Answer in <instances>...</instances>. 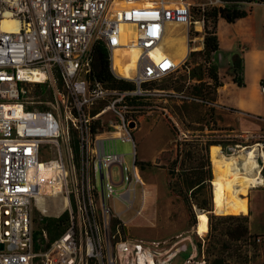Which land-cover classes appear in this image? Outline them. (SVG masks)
<instances>
[{
  "label": "built area",
  "instance_id": "1",
  "mask_svg": "<svg viewBox=\"0 0 264 264\" xmlns=\"http://www.w3.org/2000/svg\"><path fill=\"white\" fill-rule=\"evenodd\" d=\"M208 5L199 0H0V264L171 263L180 248L157 249L152 244H162L124 236L111 202L135 200L140 178L132 131L146 107L145 95L218 105L187 89L200 81L189 75L195 64H203V78L211 81L205 70L211 60L204 55L199 62L189 60L192 52L202 54ZM172 26L183 27L186 52L164 70L152 53ZM97 45L107 52L111 74L132 87L111 86L96 75ZM130 46L140 51L126 76L115 70L114 60ZM179 71L187 76L180 90L144 87ZM260 89L264 93V83ZM205 130L216 131L209 125ZM117 139L132 143L131 165L118 152ZM260 159L264 185L263 151ZM57 193L64 197L66 227L48 245L41 229L35 249L34 200ZM250 235L249 248L252 242L264 246V232ZM201 242V259L191 253L182 264H210L204 237Z\"/></svg>",
  "mask_w": 264,
  "mask_h": 264
},
{
  "label": "rangeland",
  "instance_id": "2",
  "mask_svg": "<svg viewBox=\"0 0 264 264\" xmlns=\"http://www.w3.org/2000/svg\"><path fill=\"white\" fill-rule=\"evenodd\" d=\"M199 1L208 2L209 5L207 7L220 4L219 2L211 4L210 0ZM249 5V3H242L239 6L249 8ZM253 7L254 14L258 22L261 23L264 18V5L257 4ZM182 30V26H177L176 31L173 33L174 36H179ZM177 44L179 45L176 42L174 44L176 48L173 44L167 45L166 48L169 51L176 50ZM195 44L197 45L198 42ZM202 55L199 52H192L189 60L192 63L199 62ZM240 73H242V70L238 71V74ZM184 83L185 75L182 71H179L173 74L170 73L159 80L150 81L144 84V87L148 89L180 90ZM222 83L221 80V85H223ZM223 94H225L223 89H216L215 96L216 100L219 99V106L213 107L205 106L202 103H180L171 96L163 94H147L144 96L146 107L139 118L137 127L132 131L136 141V159L145 162L143 165L139 164V162L136 163L140 182L136 187L135 200L131 205L114 199L111 202V206L118 213L116 220H119L120 229L124 236L162 244H152L157 249L169 245L179 247L177 255L170 264H182L191 253H194L195 259H201L202 237L205 238L204 258H207L210 262L213 254L207 252V247L213 240V234H215L214 231L208 230V225L205 232L197 231L196 224L193 222L183 198L168 186L169 175L166 167L174 157L175 141L189 137L191 134L203 133L204 135L206 134V138L216 139L220 142L216 145L219 146L221 155L226 157L233 156L237 161H241L245 156L243 152L239 155L238 145L247 147L253 145L257 147L255 160L258 169L256 168V170H259L262 166L260 156L261 151L264 153V115L261 116L254 112L236 109L230 103L223 104V102L227 101L224 99ZM205 125L213 127L216 131L207 133ZM201 128L204 131H201ZM116 148L119 153L124 155L125 162L131 165L133 160V155L131 154L132 143L117 139ZM241 171L245 170L242 168ZM261 173L264 175V167ZM253 176L256 177L251 182L254 185L247 187V192L244 195L238 193L239 196L246 198L248 211L245 214H238L246 215L249 219V215L258 212L256 215L254 214L252 221L256 225L260 222L258 227L263 232L264 185L259 183L261 174L256 171ZM117 187L121 191L125 186L121 184ZM260 193L263 196L259 197ZM63 200L64 197L61 193L37 196L32 207L33 228L37 230L41 228L39 221L43 216L55 218L62 214L63 211L60 210V204ZM212 203V213L217 215L230 214L217 212L213 201ZM43 209L45 210L43 211ZM195 212L197 214V222L203 216L207 218L206 212L198 209ZM57 234L56 231H47L46 239L49 241ZM249 261L251 264H264L263 245L256 247L255 251L251 253Z\"/></svg>",
  "mask_w": 264,
  "mask_h": 264
},
{
  "label": "trees",
  "instance_id": "3",
  "mask_svg": "<svg viewBox=\"0 0 264 264\" xmlns=\"http://www.w3.org/2000/svg\"><path fill=\"white\" fill-rule=\"evenodd\" d=\"M223 6H210L205 10V24L203 36L204 60L208 61L209 56L219 49L217 35V19L223 17L228 22H233L237 18L247 15V10L239 6L242 3L264 2V0H222ZM94 71L96 75L110 83L111 86L132 87L130 81L115 78L109 71L108 55L103 47H94ZM203 64H196L191 68L190 76H195L200 81L187 86L188 91L201 95L204 99L216 100L215 92L221 82L215 65L210 64L205 67L206 73L211 81L203 78ZM234 73L233 79L238 85H243L242 79H238V71L242 70V59L238 53L232 55V65L230 68ZM185 75V74H184ZM185 75V79H186ZM186 81V80H185ZM264 79L260 80V84ZM184 86V85H183ZM183 86L181 88H183ZM213 128V127H212ZM204 131L203 128L200 129ZM220 143L216 139H209L202 134H191L175 141V154L169 161L166 169L169 175V188L178 193L187 206V209L197 223L196 209L207 213L208 230L214 231L213 240L208 244L207 252L213 254L210 264H244L250 260L251 253L255 251L257 245L252 242L249 248V237L251 236L248 228V217L243 214L217 215L212 213V163L209 154V147L212 144ZM75 147V144H74ZM76 148V147H75ZM143 165L145 162L135 159V163ZM68 220L66 211L55 218L41 217L39 230L33 232L35 249L38 248L37 242L41 237V229L61 233ZM57 234V235H58ZM257 234V233H253ZM50 241L46 242V245ZM208 261V259L206 258Z\"/></svg>",
  "mask_w": 264,
  "mask_h": 264
},
{
  "label": "crops",
  "instance_id": "4",
  "mask_svg": "<svg viewBox=\"0 0 264 264\" xmlns=\"http://www.w3.org/2000/svg\"><path fill=\"white\" fill-rule=\"evenodd\" d=\"M249 4V8L244 6L247 10V15L237 18L233 22H228L223 17H218L217 35L219 49L209 56V60L215 65L220 82L221 80L223 82V85L217 87V90L221 88L225 91L223 97L227 101L223 102V104L230 103L236 109L254 112L263 116L264 93L260 89V80L264 79V18L261 23L258 22L253 6L257 4L264 5V3L250 2ZM176 27L172 26L171 31L165 35L162 45L166 42L167 36H169L168 38L176 37L173 34L176 31ZM179 36L183 37L184 41L185 36L182 33ZM203 36L204 31L202 39ZM234 53H238L242 59V73L238 74L237 78L242 79L243 85H238L234 81V73L230 70ZM216 102L218 104L219 99ZM260 196H263V194L260 193ZM64 208L65 201L63 200L60 204V210L63 211ZM257 213L254 212L249 215L248 228L250 233L258 234L264 232L258 227L260 222L256 225L252 221L254 214L256 215ZM207 225L208 219L206 218V228L203 232L207 230Z\"/></svg>",
  "mask_w": 264,
  "mask_h": 264
},
{
  "label": "bare ground",
  "instance_id": "5",
  "mask_svg": "<svg viewBox=\"0 0 264 264\" xmlns=\"http://www.w3.org/2000/svg\"><path fill=\"white\" fill-rule=\"evenodd\" d=\"M168 37L169 36H167L166 42L163 43V45L160 44L157 46L152 53L155 60L159 62V65L164 70H167L176 64V62L179 61L186 52V46L184 43L185 38L183 41V37L181 36H177L175 38ZM175 42L179 43V45H176L177 49L169 51V49L166 48L167 45L173 44L174 46ZM139 51L140 49L136 46H130L129 48L124 49L122 57H116L114 60L115 70L121 74L130 76L131 70L135 66ZM238 147V152L240 153L239 155H241V152L245 155H243L244 158L242 156L243 159H240L241 161H237V159L233 156L226 157L221 155L219 152V146L216 144H212L209 147L213 173L211 183L213 186L212 192L214 207L217 212H222L224 214L247 213L248 207L246 198L239 196L238 193L244 195L247 192V187L254 185L251 183L256 178L253 174L256 173V171L258 173V170H256L257 162L255 160L257 147L253 145H249L248 147L238 145ZM248 148L249 150H247ZM242 168L245 171H241ZM44 210L45 209H43V211ZM205 225L206 217L203 216L196 223L197 231H203L206 228Z\"/></svg>",
  "mask_w": 264,
  "mask_h": 264
},
{
  "label": "water",
  "instance_id": "6",
  "mask_svg": "<svg viewBox=\"0 0 264 264\" xmlns=\"http://www.w3.org/2000/svg\"><path fill=\"white\" fill-rule=\"evenodd\" d=\"M133 125H134L133 122H131V123L129 124L130 127H133ZM0 246L2 247L3 245L1 244Z\"/></svg>",
  "mask_w": 264,
  "mask_h": 264
}]
</instances>
